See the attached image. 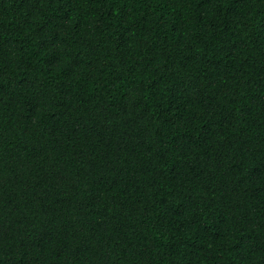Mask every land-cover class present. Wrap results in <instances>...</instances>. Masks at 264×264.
Segmentation results:
<instances>
[{
	"label": "trees",
	"instance_id": "obj_1",
	"mask_svg": "<svg viewBox=\"0 0 264 264\" xmlns=\"http://www.w3.org/2000/svg\"><path fill=\"white\" fill-rule=\"evenodd\" d=\"M0 264H264V0H0Z\"/></svg>",
	"mask_w": 264,
	"mask_h": 264
}]
</instances>
